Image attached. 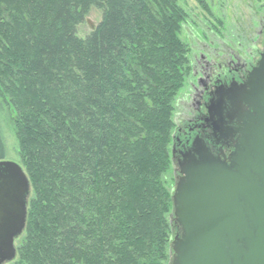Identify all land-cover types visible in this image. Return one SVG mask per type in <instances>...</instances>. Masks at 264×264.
Returning <instances> with one entry per match:
<instances>
[{"label":"trees","instance_id":"16d2710c","mask_svg":"<svg viewBox=\"0 0 264 264\" xmlns=\"http://www.w3.org/2000/svg\"><path fill=\"white\" fill-rule=\"evenodd\" d=\"M182 1L0 0V102L31 189L13 264H170Z\"/></svg>","mask_w":264,"mask_h":264},{"label":"water","instance_id":"95a60500","mask_svg":"<svg viewBox=\"0 0 264 264\" xmlns=\"http://www.w3.org/2000/svg\"><path fill=\"white\" fill-rule=\"evenodd\" d=\"M228 93L238 134L233 151L221 159L196 138L182 157L171 196L181 233L171 242L170 264H264V51L246 87ZM220 115L208 109L217 118L213 131L225 138ZM30 193L21 166L0 160V264L16 257Z\"/></svg>","mask_w":264,"mask_h":264},{"label":"flooded vegetation","instance_id":"af4514ba","mask_svg":"<svg viewBox=\"0 0 264 264\" xmlns=\"http://www.w3.org/2000/svg\"><path fill=\"white\" fill-rule=\"evenodd\" d=\"M240 50L237 48L235 51L227 45L224 52H218L212 58L200 55L193 80L189 84L187 106L183 108L182 115L173 120L175 130L170 147V166L175 184L180 178L182 157L191 151V145L196 138L205 144L213 156L221 159L227 158L233 151L232 142L238 134L234 133L237 125L236 119L231 118L233 108L227 100L230 97L228 92L246 87L247 78L264 51V22L257 40ZM217 102L222 104L216 110ZM211 106L214 111L221 113L219 118L223 121L222 128L228 130L225 138L213 131V121L217 118L209 119L208 109ZM227 132L224 131V135Z\"/></svg>","mask_w":264,"mask_h":264},{"label":"rangeland","instance_id":"374dc122","mask_svg":"<svg viewBox=\"0 0 264 264\" xmlns=\"http://www.w3.org/2000/svg\"><path fill=\"white\" fill-rule=\"evenodd\" d=\"M201 1L202 4L197 0H183L181 3L188 19L182 28L180 38L189 48L191 72L175 99L173 120L182 115L183 108L187 106L189 84L193 80L200 55L212 58L216 53L224 52L227 45L235 51L237 48L241 50L247 48L257 40L258 32L264 22V0ZM101 16L100 11L91 8L83 22L76 27V36L81 39L86 38L100 23ZM12 116L10 107L0 102V127L5 144L3 160L19 164ZM165 180L172 191L175 183L172 180L171 166ZM169 220H173L171 215ZM17 242L16 240L15 247ZM13 261L6 264H13Z\"/></svg>","mask_w":264,"mask_h":264}]
</instances>
